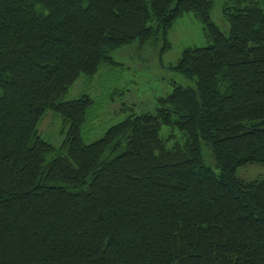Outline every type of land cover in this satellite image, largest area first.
I'll return each instance as SVG.
<instances>
[{
    "label": "trees",
    "instance_id": "trees-1",
    "mask_svg": "<svg viewBox=\"0 0 264 264\" xmlns=\"http://www.w3.org/2000/svg\"><path fill=\"white\" fill-rule=\"evenodd\" d=\"M211 7L0 0V264H264V176L236 174L264 163V0H224L227 34ZM185 14L208 42L170 66L188 82L86 143L94 99H64L72 84L119 47L162 54ZM48 109L59 148L37 129Z\"/></svg>",
    "mask_w": 264,
    "mask_h": 264
},
{
    "label": "rangeland",
    "instance_id": "rangeland-1",
    "mask_svg": "<svg viewBox=\"0 0 264 264\" xmlns=\"http://www.w3.org/2000/svg\"><path fill=\"white\" fill-rule=\"evenodd\" d=\"M223 3L224 0H212L210 17L227 34L228 23L222 13ZM168 38L170 46L162 54L157 47H140L137 43L119 47L110 54L121 65L102 67L90 79L81 74L72 84L64 99L77 98L81 93H87L94 99L81 127L86 143L97 140L110 125L128 115L154 113L158 98L170 92L173 83L188 82L170 66L176 64L184 48L208 43L203 25L192 14H185L174 23ZM37 129L39 135L59 148L65 138L67 125L60 115L48 109ZM167 130L164 127L162 134L165 135ZM203 157L209 164L211 160L205 150ZM236 174L246 180L264 176V163L239 167Z\"/></svg>",
    "mask_w": 264,
    "mask_h": 264
}]
</instances>
